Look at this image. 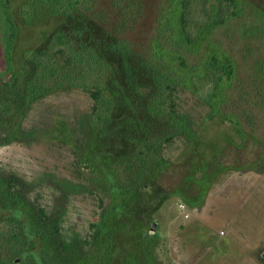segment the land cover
Listing matches in <instances>:
<instances>
[{
	"label": "rangeland",
	"instance_id": "1",
	"mask_svg": "<svg viewBox=\"0 0 264 264\" xmlns=\"http://www.w3.org/2000/svg\"><path fill=\"white\" fill-rule=\"evenodd\" d=\"M31 1L9 0L0 264H264V0L174 51L230 55L219 110L149 59L166 0Z\"/></svg>",
	"mask_w": 264,
	"mask_h": 264
},
{
	"label": "trees",
	"instance_id": "2",
	"mask_svg": "<svg viewBox=\"0 0 264 264\" xmlns=\"http://www.w3.org/2000/svg\"><path fill=\"white\" fill-rule=\"evenodd\" d=\"M79 0H33L35 4L44 3L52 11L58 5L71 10ZM52 3V4H51ZM243 0H166L158 18L157 35L150 44L151 63L159 66L160 80L178 82L185 88L198 93L210 107L219 110L226 104V91L235 71V63L228 53L220 52L216 45L207 47L194 62L188 61L184 55L174 52L185 46L190 53L199 49L209 36L220 27L243 13ZM0 20L5 27V46L3 47L0 66V83L13 76L11 48L15 33V22L10 14L9 0H0ZM179 51V50H178ZM167 54V55H166ZM179 54L182 72L173 69L174 55Z\"/></svg>",
	"mask_w": 264,
	"mask_h": 264
}]
</instances>
